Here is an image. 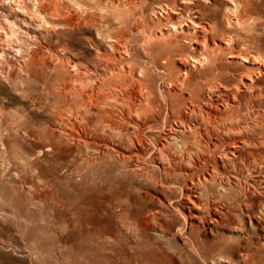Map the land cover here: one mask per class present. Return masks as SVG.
I'll use <instances>...</instances> for the list:
<instances>
[{
    "label": "clouds",
    "instance_id": "obj_1",
    "mask_svg": "<svg viewBox=\"0 0 264 264\" xmlns=\"http://www.w3.org/2000/svg\"><path fill=\"white\" fill-rule=\"evenodd\" d=\"M196 2L203 8H215L211 0ZM256 3L259 16L264 17V0H256ZM65 6L90 13L97 39L83 37L82 47L73 55L96 68H103L102 83L112 78L107 75V65L101 63L103 55L93 54L91 49L111 48L127 35L125 44L131 53L122 55L118 63L131 61L130 70L138 72V78L150 89L146 95L152 97L155 107L141 103L134 105L136 111H133L123 100L119 88L110 87L101 88L102 94L95 97L94 110L87 100L73 101L71 106L61 107L62 102L50 105L47 90L23 70L16 71L29 49L39 43L35 36L20 32V40L11 44L5 41L14 54L9 57L0 53V177L6 173L24 178L29 174L35 176L36 167L44 159L37 149L48 143L56 148L59 155L48 150L47 156L51 157L48 164L69 198L100 200L111 217L104 231L86 232L75 242L86 254L76 264L81 261L83 264H264V229L260 227L264 223V200L260 203L255 227L250 223H238L240 215L252 211L241 207L249 187L244 170L252 165L245 166L235 158L218 160L217 157L223 155V147L219 144L209 147L213 137L251 132L258 135L259 144L264 148V123L251 121L239 106L224 104L217 118H204L200 126L203 135L195 130L189 132L186 127L183 131L177 130L179 109L198 118L199 112H191L192 102L198 108L217 95L231 48L206 46L197 50L192 47L196 39L194 32L184 33L179 39L174 32H169L167 37H157L155 31L159 25L153 23L149 27V21L155 16V11L151 14L146 11L149 0H116L115 3L113 0H83L79 6L73 0H66ZM209 19L213 22L206 31L211 34V40L240 41L241 33L245 41L264 40V20H249L245 15L239 24L231 20L225 25L224 21L231 19L228 14H224L223 19L219 16ZM173 40L175 43H170ZM105 54L111 55L107 51ZM163 55L172 59L186 58L188 64L180 67H187V75L170 64H165L163 69L157 68ZM9 59L14 63L9 64ZM9 72L14 75L10 76ZM92 75L100 79L98 72ZM170 85H175L179 91H169ZM5 87L10 89L7 96L3 94ZM76 99L79 100V95ZM177 100L180 101L178 106ZM216 102L223 103V97ZM49 107L51 113L47 112ZM125 108L129 117H137L132 124L121 117ZM169 108L172 116L167 114ZM57 111L64 113L61 129L50 127ZM173 118L177 129L168 132L166 129ZM249 123L251 127H247ZM68 124H75L91 143L84 144L70 137L62 130ZM257 128L260 129L258 133ZM261 160L264 167V157ZM213 162L229 174L238 172L244 182L230 183L226 176L209 172ZM10 169L15 171L10 172ZM205 173L211 178L204 179ZM19 188L22 190L23 185ZM258 190L264 197V184H260ZM149 193H155L163 202L150 197ZM185 193L199 201L201 219L193 218L189 209L192 212L197 209L185 198ZM13 195L15 190L11 193L0 191V203H6ZM210 205L227 208V218L215 212L209 214ZM148 208L159 210L145 215ZM234 212L240 215L233 217ZM213 216H217L218 223L211 222ZM241 249L243 253L232 260V255Z\"/></svg>",
    "mask_w": 264,
    "mask_h": 264
},
{
    "label": "rangeland",
    "instance_id": "obj_2",
    "mask_svg": "<svg viewBox=\"0 0 264 264\" xmlns=\"http://www.w3.org/2000/svg\"><path fill=\"white\" fill-rule=\"evenodd\" d=\"M150 1L154 3L160 0H149V2ZM161 1L164 2V0ZM211 2L215 8L207 9V11L203 12V17L207 20H210V16L213 18L219 16L221 18L222 14L228 10L227 7L231 5L228 0H211ZM196 5L198 10L203 8L198 3H196ZM196 5L193 4L192 6ZM246 8L248 14L251 16V20L257 22H259V20H264V17L259 16V8L256 0H250V4ZM87 14L90 17V13ZM96 16L98 17L99 13H97ZM226 25L228 24L226 23ZM85 29V31L75 30L76 32L74 33L61 32L59 35L51 38L47 36L46 40H56L57 44L60 42L69 43L73 50L78 51L82 47L81 40L83 37L91 39L90 35L95 36V28L92 26H85ZM243 35L244 34L241 33L242 39L240 43L242 48H246V46L256 48L258 45L257 42L261 43L264 47V40L257 39L253 41L248 39L245 41ZM12 38L16 40L21 39L20 35H12ZM13 47H15L14 44ZM91 51L95 54L93 49H91ZM72 60L79 62V67L85 72L86 62L82 57L77 55V57H73ZM231 62L232 60L229 59L226 63L224 69L225 75L223 76L224 80L230 79L232 76L233 70L231 69ZM12 63L14 62L9 59V64ZM81 65L84 66L81 67ZM156 66L157 68L163 69V66L159 62ZM234 68L239 69L238 67ZM90 69L93 71L94 66L90 65ZM21 70L22 66L16 69V71ZM31 72L32 73L26 72L27 76L34 80L37 85L47 90V99L50 105L55 106L57 103L62 102L61 107H63L67 106V104L71 105L73 101L79 103L80 99L77 100L75 96L70 97L64 93L57 94L54 91L53 83L62 78L61 72L51 71L44 65L33 68ZM9 75L13 76L14 73L9 72ZM230 80L234 82L233 79ZM258 85L260 87V91L258 92H238L236 101L230 100L231 95L229 98L225 97L228 96L225 90H230V84L226 83L221 93L227 105L231 107L239 106L241 112L247 113L250 120L264 123V68L262 69V76L258 79ZM131 87L132 85L130 84L126 90H130ZM116 88L119 87H115L113 90ZM119 90L123 100L128 102V106L134 109L132 104L140 103L139 97L133 92H128L129 97L125 99V89L121 87ZM9 92V88H3V94L5 96H7ZM184 96L187 97V93H185ZM149 97L152 101V97ZM203 110V114H200L198 118L195 115H190L189 119L184 123L183 120L179 119L178 129L176 120L173 118L166 130L171 132L173 129L179 130L182 128V130H184L186 127L189 132H191L195 130L193 124L197 123V119L209 117L212 120L217 118L214 114H211L208 109ZM47 112L51 113L52 108H47ZM58 112L59 111L52 116L50 127L61 129V117H59ZM167 114L172 116L171 108L167 110ZM153 115H155V113H153ZM121 117L127 120L129 124H132L137 119L135 115L131 117L128 116L127 108L124 109ZM68 125L69 126L64 127L62 130L66 131L70 137L84 144L91 143V141L81 134L80 129L75 124ZM247 127L250 126L247 125ZM197 129L200 130L199 128ZM259 131L260 129L257 128L256 133ZM199 132L203 135L202 131ZM56 135H59V132H56ZM214 138L215 140H213ZM166 139L167 137H165V140ZM138 143H143V141H139ZM218 144L223 148L232 144L237 146L236 160L241 161L245 166L249 164L252 165V167H245L244 170V176L248 177L246 183L249 187L244 194L245 204L241 206L242 209L251 208L252 211H245L244 215L234 212L232 216L235 217L240 215L238 223H250L255 227L256 220L259 219V206L261 201L264 200V197L261 196L258 190V186L264 184V167L261 166V157H264V148H261L259 144L258 135H254L251 132H233L231 136H225L222 140H217L216 137H213L209 147H217ZM71 147H75V145H71ZM49 149L56 153V148L53 147L51 143L46 144L43 148L37 149V151L42 153L44 159L40 165L36 167L35 176L29 174L24 178L19 174L11 176L6 173L3 177H0V191L11 193L15 190V195L11 196L10 200L6 203H0V245H2V247H0V264H76V261L81 260L82 257H86V254L82 249L76 246L75 242L86 232L99 233L104 231L111 220L106 206L103 205L100 200L79 201L69 198L48 164V160L51 159V157L47 156ZM242 151L244 154L240 157ZM56 154L59 155V153ZM123 154H125V156L129 155V153ZM139 154L140 153H137V155ZM13 171H15V169H10V172ZM209 172H218L220 175L226 176L230 183L236 181L244 182L242 176L238 172L229 174L216 162L209 165ZM203 178L210 179L211 177L208 176V173H205ZM21 184L23 185L22 190L19 188ZM187 194L189 193H185V198L189 200L193 208L197 209L195 212H192L191 209H189V211L192 213L193 218L201 219L199 201L194 200V204L191 203L190 197L187 198ZM148 195L161 203L163 202L155 193H149ZM158 210V208H148L145 215L154 214L158 212ZM213 212H215L217 216L227 218V208L221 209L210 205L209 214ZM185 215L187 217V214ZM254 215L255 219L253 218ZM217 216L212 217V223L219 222ZM232 227L236 229V224H233ZM260 227L264 229V223H262ZM243 251L244 250L241 249L240 252L234 253L232 255V260H236ZM81 264H83L82 261Z\"/></svg>",
    "mask_w": 264,
    "mask_h": 264
},
{
    "label": "bare ground",
    "instance_id": "obj_3",
    "mask_svg": "<svg viewBox=\"0 0 264 264\" xmlns=\"http://www.w3.org/2000/svg\"><path fill=\"white\" fill-rule=\"evenodd\" d=\"M228 1L231 5L227 7V13H223L221 19H223L224 14H228L231 19L225 20V25L226 23L229 25L231 20H235L239 24L245 15L251 20V16L248 14L246 8L249 6L250 0ZM73 2L79 6L83 3V0H73ZM113 2L115 3L116 0H113ZM196 3V0H164V2L160 0L154 3L150 1V6L146 7V11L149 14L155 11V16L149 21V27H152L153 23L159 25L155 31L157 37H167L169 32H174L176 33V38L179 39L184 33L194 32L196 39L193 41L192 47L197 50L203 49L206 46L231 48L228 58L232 60L231 69L233 73L230 79H233L234 82L230 79L224 80L222 77L219 82L220 87L217 89V95L211 98L210 102L201 104L198 108L195 106V102H192L191 105L192 113L199 112L202 115L204 112L203 109H208L211 114L217 117L216 114L223 110L224 104H227L224 100L223 103L216 102L222 97L221 92L226 83L230 84V90H225V93L228 94L225 97L229 98L231 95L230 100L233 101L237 100L238 92L260 91L258 79L262 76V69L264 68V47L256 41L258 44L256 48L249 46L245 50V48L241 47L240 41L235 39L231 43L227 40H211V34L206 30L213 21L203 17V12L207 11V8L198 10ZM65 4L66 0H0V53H5L7 56L13 55L12 47H8L5 41L12 43L16 41L15 38H12V35H20V32H26L28 36H35L39 43L36 47L29 49L25 61H22L19 66H22V70L27 73H32L31 70L33 68L43 65L51 71L61 72L62 78L53 83L54 91L57 94L64 93L70 97H77L79 95L80 100L90 102L93 110L95 109V97L102 94V87H110L112 89L122 87L125 89V99L129 97L128 92H133L139 97V104L145 103L146 107H154L153 100L151 101L150 97L146 95V91H149V89H146L144 81L138 78L139 73L130 70L131 61L129 63H118L122 55H130L131 53V49H128L125 44L127 35L122 36L119 43H113L111 48H107V46L92 48L94 53L98 52L103 55L101 63L107 65V75L112 78L110 81H105L104 83H102L105 75L103 68L94 67L92 71L90 64L86 63V70L83 72L78 65L79 62L72 60L73 57H77V55H73V52H77V50H73L69 43L60 42L57 44L56 40H46L47 36L51 38L61 32L74 33L76 32L75 30L85 31V26H91L92 21L87 11L81 12L75 8L70 10ZM193 4L196 6H192ZM237 4H240L241 7L237 8ZM245 4H247L246 7L244 6ZM153 5L156 7H151ZM185 17L187 19H183ZM20 21H23V24ZM29 25H32V27ZM163 25L167 26L165 27ZM42 33H46V35L42 36ZM90 37L93 41L97 39L96 29L95 36L90 35ZM113 39H116V37ZM170 43H175V41L173 40ZM106 51L111 53V55L105 54ZM228 58L227 62L229 61ZM192 60L195 61L196 57L193 56ZM159 63L163 67L165 64H170L172 68L187 75V67H180V65L188 64L186 58L177 57V59H172L169 55H163ZM234 67H238L239 69H235ZM97 72L99 73L100 79H96L95 75H92V73ZM86 84H90V87H85ZM130 84L132 87L130 90H126ZM169 91L179 90L175 88V85H170ZM184 98L187 99L186 96ZM175 103L178 106L180 101L177 100ZM134 105L138 104H132V106ZM67 106L71 105L67 104ZM133 111H136V109L134 108ZM58 115L62 118L64 113L59 111ZM177 115L180 120H183V123L190 116L182 108L179 109ZM204 118L197 119L199 122L193 124L196 131H201L200 126ZM206 118L211 120L209 117ZM254 122L260 124L258 121ZM248 125L251 127V123ZM178 131L183 130L181 128ZM222 139L223 137L217 138V140ZM236 147L233 144L225 146L223 148V155L218 156L217 159H236L238 150ZM243 154L244 152L242 151L240 157ZM122 155L125 154L122 153ZM189 197L191 203L194 204V199L190 193L187 194V198Z\"/></svg>",
    "mask_w": 264,
    "mask_h": 264
}]
</instances>
